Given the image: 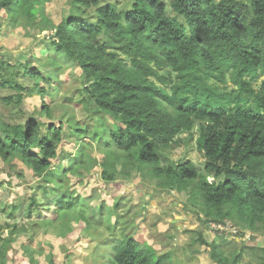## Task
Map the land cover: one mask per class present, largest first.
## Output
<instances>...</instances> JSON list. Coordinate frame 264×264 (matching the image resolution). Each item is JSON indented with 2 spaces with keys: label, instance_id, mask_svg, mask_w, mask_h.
Returning <instances> with one entry per match:
<instances>
[{
  "label": "trees",
  "instance_id": "16d2710c",
  "mask_svg": "<svg viewBox=\"0 0 264 264\" xmlns=\"http://www.w3.org/2000/svg\"><path fill=\"white\" fill-rule=\"evenodd\" d=\"M48 1L0 0V13H7L11 26L54 31L42 38L37 57L48 67L45 73L31 56L24 62L0 60V88L12 91L1 97L4 105L24 115L26 96L42 102L39 117L14 124L0 118V157L20 158L39 178L21 209L26 218L51 210L52 217L44 213V221L63 226L72 213L87 225H99L104 217L103 206L92 208L91 216L84 205L70 212L82 197L62 192L61 173L71 167L56 160L66 156L58 151L66 125L52 121L53 109L45 102L55 99L46 84L78 68L75 102L99 122L92 141L122 162L127 177L136 168L163 189L187 192L203 206V220H232L241 229L239 236L243 230L264 232V0H71L70 12L57 25L44 15ZM195 129L205 159L201 171L190 160L167 154ZM81 148L76 161L73 154L66 158L75 168H88ZM103 166L101 177L114 181L107 161ZM1 210L6 213V206ZM17 210L14 205L8 218ZM25 226L5 224L0 232H27ZM38 227L36 221L30 226ZM108 239L100 256L105 264H165L130 231ZM210 245L217 264H239L249 252L255 256L250 264H264V248L242 244L226 251ZM4 246L0 264L6 259Z\"/></svg>",
  "mask_w": 264,
  "mask_h": 264
},
{
  "label": "rangeland",
  "instance_id": "374dc122",
  "mask_svg": "<svg viewBox=\"0 0 264 264\" xmlns=\"http://www.w3.org/2000/svg\"><path fill=\"white\" fill-rule=\"evenodd\" d=\"M70 1L44 2V15L54 24H59L71 10ZM52 30L53 28H49L40 33L39 28L34 26L15 28L11 26L7 13L1 12L0 60H8L11 63L17 60L24 62L26 57L31 56L32 63L45 73L48 67L41 66L37 57L41 55L42 38L54 33ZM79 75L80 69L70 68L59 76L60 80L53 81V85L46 84L55 99L46 97L45 102L50 103L53 109L52 121L66 125L65 137L58 150L59 155L73 154L72 157L76 161L79 146H82L83 158H86L88 163V168H75V164L66 156L61 157L62 160H56L62 162V166L71 167V171L61 173L64 185L62 192L67 191L82 197L81 202H77L70 212L80 211L79 205H84L86 215L91 216L92 208L103 206L104 217L99 225H87L72 213L69 224L47 225L44 221L45 214L50 217L53 215L52 211L48 210L41 216L34 212L33 217L27 219L21 209L24 210L30 202L39 178L20 158L4 160L0 157V226L21 222L27 229V232L19 233L13 228H5L0 232L3 239L0 245L5 244L2 254L6 259L3 264H49L52 256L54 264H105L104 258L100 256L107 249L105 245L110 241L108 238L116 239L129 231L140 243L154 248L156 257L163 259L165 264H217L211 257V243L222 245L226 251L240 249L242 244L264 248V232L243 230L245 235L242 236L228 237L226 233L227 237L222 235V231H217L214 227V220H203L204 213H200L204 212L203 206L196 199H190L187 192L163 189L155 179L141 175L136 168L129 170L127 177L122 162L108 157L106 151L92 141V134L97 130L99 122L91 114H86L75 102L78 99L75 87L81 82L77 79ZM18 78L26 84L30 83L27 78ZM11 92L9 88H0L2 120L14 124L24 122V119L31 115L39 117L42 108L39 96H26L24 115H20L5 106L1 99ZM79 127L85 132H78ZM197 137L196 129L192 133L183 134L180 146L167 150L168 156L174 160H190L201 171L205 159L197 147ZM105 161L110 172L116 173L112 182H107L101 177L106 167L103 166ZM56 178L58 179L57 176ZM36 193L39 199L43 196L40 191ZM4 205L6 213L1 214ZM14 205L18 206V212L15 211V216L11 219L8 215L13 213ZM34 221L39 223L36 230L30 228ZM224 221L235 225L232 220ZM125 225L129 227H124ZM85 226L89 228V232L84 230ZM236 227L240 229L239 226ZM221 236H224V239ZM233 242L235 244H232ZM27 249H32V254ZM257 252L262 254L261 251ZM249 253L251 256L243 257L239 264H250L248 261L254 252Z\"/></svg>",
  "mask_w": 264,
  "mask_h": 264
},
{
  "label": "built area",
  "instance_id": "2783aa9c",
  "mask_svg": "<svg viewBox=\"0 0 264 264\" xmlns=\"http://www.w3.org/2000/svg\"><path fill=\"white\" fill-rule=\"evenodd\" d=\"M214 227H216V230L217 231H222L221 232L222 235H225V233H226L228 235V237L229 236L236 237V236H239V234H240V229L238 227H236L235 225L231 224L228 221H226L223 224H221V223H214Z\"/></svg>",
  "mask_w": 264,
  "mask_h": 264
},
{
  "label": "crops",
  "instance_id": "0c3cea01",
  "mask_svg": "<svg viewBox=\"0 0 264 264\" xmlns=\"http://www.w3.org/2000/svg\"><path fill=\"white\" fill-rule=\"evenodd\" d=\"M135 236V235H134Z\"/></svg>",
  "mask_w": 264,
  "mask_h": 264
}]
</instances>
